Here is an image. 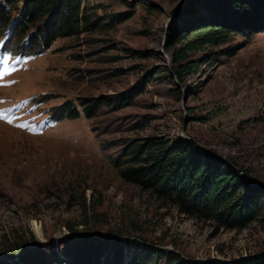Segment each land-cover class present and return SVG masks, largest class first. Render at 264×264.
I'll list each match as a JSON object with an SVG mask.
<instances>
[{
    "label": "rangeland",
    "instance_id": "374dc122",
    "mask_svg": "<svg viewBox=\"0 0 264 264\" xmlns=\"http://www.w3.org/2000/svg\"><path fill=\"white\" fill-rule=\"evenodd\" d=\"M87 1L108 25L57 40L31 60L0 57V264H25L22 255L37 248L72 264L64 255L74 237L68 225L90 240L111 241L101 264L116 261L118 243L119 264H171V254L188 264H234L263 254L264 209L244 230L219 227L125 182L115 161L145 140L182 138L264 196V1L253 2L252 32L236 14V0L231 8L217 0ZM23 2L14 0L18 12ZM213 8L236 25L219 47L189 54L193 63L181 81L169 31L187 27L175 48L183 47L203 29L218 28ZM117 15L130 17L114 22ZM32 42H14L12 50L22 52L25 43L31 51ZM66 103L80 118L53 124L49 117ZM95 104L88 118L85 108ZM31 234L38 243L12 256L11 246Z\"/></svg>",
    "mask_w": 264,
    "mask_h": 264
},
{
    "label": "trees",
    "instance_id": "16d2710c",
    "mask_svg": "<svg viewBox=\"0 0 264 264\" xmlns=\"http://www.w3.org/2000/svg\"><path fill=\"white\" fill-rule=\"evenodd\" d=\"M225 1L230 3L231 0H217V3L221 4ZM262 1L264 0H236L237 5L234 10L239 17L242 16L240 18L242 24L250 25L248 29L251 32L256 21L253 2L255 4L259 2L257 5L260 6ZM14 5V0L0 4V36L5 38L0 44V56L18 54L22 59L33 58L45 53L57 40L90 35L108 25L105 23V18L99 17L96 12L90 10L87 0H24L20 12ZM228 7H233L232 3ZM210 12L212 13L210 21L217 25L219 23L220 26H216L218 27L216 29H203L196 38L188 41L181 48L175 47L180 43L187 27L169 31L168 39L171 41L168 50L174 49L172 54L174 73L181 81L184 72L189 68L187 66L193 63L190 62L189 54L202 51L205 45L219 47L227 41L225 33L236 25L234 16L231 18L230 13L227 14L218 8H213ZM129 17V15H117L113 20L115 22L116 18H119V22H123ZM25 39H31L35 47L27 51L24 43L21 46L23 51L15 53L12 50V43L16 42L17 46H20ZM138 92L135 90L128 93L122 97V100L125 102L133 99ZM96 107L95 104L85 108L88 118L93 117ZM57 112V117H49L54 123L76 120L81 116L80 112L69 103L57 108ZM115 167L119 169L120 176L125 182L149 193L165 207L174 205L180 212L211 220L219 227L244 230L253 221L258 220L264 209V196L260 188L246 190L248 185H245L244 177L234 174L211 153L199 148L194 141L181 138L176 143L170 144L168 141L148 139L141 144L131 146L122 159L115 161ZM83 210L87 214L86 202H83ZM67 229L74 236L64 249V255L70 262L101 264V258L111 241L97 238L90 240L81 230L73 226L68 225ZM30 243H38L32 234L28 240L21 239L15 242L11 246V255L24 253ZM118 245L120 248L116 251V263L108 264H119L118 259L121 258L123 244L118 243ZM171 256V264H188L179 255L171 254ZM21 259L25 264H61L59 259H52L41 248L23 254ZM141 262L147 264L149 259ZM234 264H264V253Z\"/></svg>",
    "mask_w": 264,
    "mask_h": 264
},
{
    "label": "snow or ice",
    "instance_id": "6c2138e0",
    "mask_svg": "<svg viewBox=\"0 0 264 264\" xmlns=\"http://www.w3.org/2000/svg\"><path fill=\"white\" fill-rule=\"evenodd\" d=\"M11 122H12V120L11 119H8V123H11ZM18 126L23 127V126H26V125H18Z\"/></svg>",
    "mask_w": 264,
    "mask_h": 264
}]
</instances>
